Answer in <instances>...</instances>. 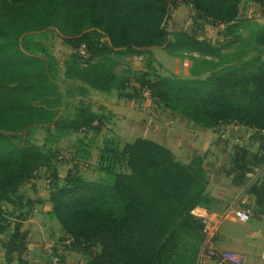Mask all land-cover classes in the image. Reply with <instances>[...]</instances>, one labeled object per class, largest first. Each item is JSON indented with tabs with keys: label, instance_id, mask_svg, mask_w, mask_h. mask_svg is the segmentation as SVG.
<instances>
[{
	"label": "trees",
	"instance_id": "trees-1",
	"mask_svg": "<svg viewBox=\"0 0 264 264\" xmlns=\"http://www.w3.org/2000/svg\"><path fill=\"white\" fill-rule=\"evenodd\" d=\"M177 1L206 22L225 26L226 35L240 30L242 0H13L0 10V201H12L36 170L47 167L53 175L52 214L65 230L64 240L72 238L68 246L80 251L100 245L88 264H197L202 224L191 211L209 203L206 172L200 158L183 164L161 144L137 138L122 149L102 146L99 169L113 176L111 183L83 179L72 169L59 184L53 155L10 134L64 125L56 118L61 99L52 65L31 50L28 36L54 30L76 50L85 45L89 58L68 64L66 75L104 91L122 90L126 81L91 61L100 54L163 48L172 55L196 53L205 63L225 58L227 43L214 45L185 31L172 36L166 22ZM252 40L264 48V26H257ZM261 56L226 61L202 79L144 74L136 80L165 108L200 125L235 123L264 131ZM95 121L85 108L68 127L89 129ZM118 162L128 171H118ZM5 222L0 210V232Z\"/></svg>",
	"mask_w": 264,
	"mask_h": 264
},
{
	"label": "crops",
	"instance_id": "crops-1",
	"mask_svg": "<svg viewBox=\"0 0 264 264\" xmlns=\"http://www.w3.org/2000/svg\"><path fill=\"white\" fill-rule=\"evenodd\" d=\"M238 19L241 31L250 25L264 26V3L242 0ZM197 32L195 36L214 45L230 41L225 33L214 37L202 28ZM155 49L151 50L154 52ZM164 109L173 115V124L162 118L152 123L147 120L138 126L131 117L125 118L124 123L130 127L127 133L135 130L139 133L126 142L137 138L153 140L171 150L176 160L183 164L200 158L207 178L209 203L206 207L217 215L227 216L214 238V247L239 254L243 258L242 264H264V131L235 123L206 127ZM99 125L95 121L92 128L85 129V136L96 137ZM98 147H94L97 153L90 161L97 162V172L101 171L99 155L102 148ZM90 149L85 151V158L90 159ZM53 166L59 184H63L73 165L55 161ZM47 169H38L36 175L18 188L12 201H0V210L6 218L4 231L0 232V264H53L46 254L49 245L59 253L62 264H83L77 259L78 250H72L64 240L65 230L52 214L51 189L44 177ZM235 205L249 209L251 220H236L230 213ZM204 263L216 264V260L205 257Z\"/></svg>",
	"mask_w": 264,
	"mask_h": 264
},
{
	"label": "rangeland",
	"instance_id": "rangeland-1",
	"mask_svg": "<svg viewBox=\"0 0 264 264\" xmlns=\"http://www.w3.org/2000/svg\"><path fill=\"white\" fill-rule=\"evenodd\" d=\"M12 2L13 0H0V10ZM166 28L172 32V36L181 31L195 35L200 28L208 31L214 37L226 33V28L199 18L191 5L180 1L172 3ZM255 31L256 26L250 25L242 31L228 34L227 40L230 41L223 52L225 58H215L209 63L202 62V58L196 53L172 55L163 48H156L154 52L150 50L143 54L132 52L100 54L91 61H100L103 66L112 69L120 80L126 81V87L122 90L113 88L105 91L90 87L82 80L67 77V65L77 63V60L80 62L79 55L77 50L66 44L54 30L30 34L28 39L31 50L37 55L47 58L52 65V76L61 99V104L56 107V118L64 125L62 128H57L53 124H44L10 134L16 142L36 144L53 155V162L56 161L62 165L72 164L74 171L83 179L111 183L113 176L99 170L97 172L95 169L97 162H90L95 159L97 153L94 147H102L109 142L112 143L111 147L122 149L127 140L138 136L139 133L136 134V130L127 133L130 131V127L124 123V119L128 117H131L138 126L147 120L152 123L153 120L162 118L167 119L168 124L174 123L173 115L168 114L161 103L154 100L151 95H144L136 87L134 84L136 77L146 74L148 78L152 79L159 76L202 79L217 69L219 64L226 61L243 62L258 55H262L263 57H261L264 59V48L252 40ZM96 40L99 43L105 42V39L101 37H97ZM132 96L133 98H131ZM85 108L94 112L99 120V134L94 138L85 136L83 127L79 130L68 127L70 126L69 122L79 116V113H85ZM113 117H116L117 121ZM113 121H115L114 125ZM89 148L92 151L90 159L85 158L87 155L85 151H88ZM115 168L118 171H128L125 162H118ZM44 177H46V184L51 189L52 172L47 169ZM58 224H60L59 221ZM99 250V244H92L78 251L77 259L80 263L83 261V264H88ZM199 250L203 252L202 243ZM197 264H202L201 256H198Z\"/></svg>",
	"mask_w": 264,
	"mask_h": 264
},
{
	"label": "built area",
	"instance_id": "built-area-1",
	"mask_svg": "<svg viewBox=\"0 0 264 264\" xmlns=\"http://www.w3.org/2000/svg\"><path fill=\"white\" fill-rule=\"evenodd\" d=\"M220 26L223 25L220 24ZM77 53L79 57L84 61H86L90 56L85 45H81L77 49ZM134 84L136 85V87H138L141 92L144 93V95H150L149 90L146 88H142L140 82H138L136 79L134 80ZM37 173L38 170L34 172V175H36ZM230 213L236 220L240 222H248L252 218L251 211L249 209L242 208L239 205H235L231 209ZM191 214L202 224V250L204 254L203 252H200L199 257L201 256V260L206 257L214 258L216 260V264H242L243 258L239 254L230 251H219L213 245L214 238L217 235L218 229L220 228L221 224L224 222L227 216L217 215L209 211L207 207L203 205H198L193 208ZM67 242H72V238H67ZM46 254L50 257L53 264H61V257L58 252L54 251L52 245H49L46 248Z\"/></svg>",
	"mask_w": 264,
	"mask_h": 264
}]
</instances>
